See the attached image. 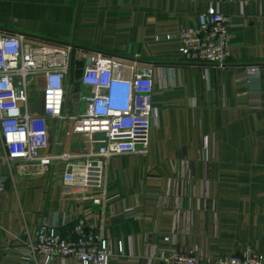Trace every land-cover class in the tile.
Returning a JSON list of instances; mask_svg holds the SVG:
<instances>
[{"label":"crops","instance_id":"0c3cea01","mask_svg":"<svg viewBox=\"0 0 264 264\" xmlns=\"http://www.w3.org/2000/svg\"><path fill=\"white\" fill-rule=\"evenodd\" d=\"M210 4L232 16L222 69L184 61L179 53L180 28L198 25ZM0 29L118 56L139 54L155 68L156 110L147 153L109 160L106 198L65 186L61 162L46 174L20 176L1 159L0 131V176H7L0 190V264H81L40 256L25 263L20 250L35 240L41 223L68 230L78 217L104 226L115 250L108 264H164L168 246L205 258L249 247L264 255V0H0ZM83 64L76 60L67 79L70 114L80 110L71 111L69 99L80 101ZM249 66L259 76L243 81ZM28 111L43 113L29 103ZM44 127L48 153H81L97 144L74 135L70 121L50 119Z\"/></svg>","mask_w":264,"mask_h":264},{"label":"built area","instance_id":"2783aa9c","mask_svg":"<svg viewBox=\"0 0 264 264\" xmlns=\"http://www.w3.org/2000/svg\"><path fill=\"white\" fill-rule=\"evenodd\" d=\"M232 16L210 4L199 14V23L181 27L179 53L184 61L224 68L230 57ZM89 58L90 62H85ZM83 60L80 83L82 109L66 110L67 79L76 60ZM155 68L139 54L118 56L98 49H82L71 43L30 40L22 33L0 29V131L4 156L1 158L20 176L46 174L55 162L64 164L63 184L93 189L106 198L109 160L115 155L145 154L150 129L156 116L153 106ZM243 81L259 76V68H246ZM42 81L41 115L28 111L30 87ZM70 121L72 132L85 140L97 141L81 153H48L47 120ZM41 121V126L38 122ZM7 176H0V190ZM104 198V199H105ZM170 241V237H164ZM25 263L46 262L54 257L75 258L81 264H108L115 254L104 236V226L78 217L68 230L41 223L35 240L20 248ZM118 242L117 253H123ZM164 264H264V255L254 248L241 254L203 257L195 249L182 251L168 246Z\"/></svg>","mask_w":264,"mask_h":264},{"label":"rangeland","instance_id":"374dc122","mask_svg":"<svg viewBox=\"0 0 264 264\" xmlns=\"http://www.w3.org/2000/svg\"><path fill=\"white\" fill-rule=\"evenodd\" d=\"M41 88V85L39 86ZM28 103L33 111H39L42 106V92L40 89H35V87H30ZM69 107L71 111H75L77 108L82 109V103L76 100V98L69 99Z\"/></svg>","mask_w":264,"mask_h":264},{"label":"water","instance_id":"95a60500","mask_svg":"<svg viewBox=\"0 0 264 264\" xmlns=\"http://www.w3.org/2000/svg\"><path fill=\"white\" fill-rule=\"evenodd\" d=\"M86 62H87V63H88V62H90V59H89V58H87Z\"/></svg>","mask_w":264,"mask_h":264}]
</instances>
